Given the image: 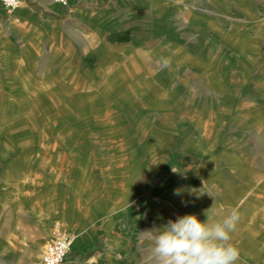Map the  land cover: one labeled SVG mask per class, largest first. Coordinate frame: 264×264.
Wrapping results in <instances>:
<instances>
[{
  "label": "rangeland",
  "instance_id": "374dc122",
  "mask_svg": "<svg viewBox=\"0 0 264 264\" xmlns=\"http://www.w3.org/2000/svg\"><path fill=\"white\" fill-rule=\"evenodd\" d=\"M43 1L49 3V7L59 5L64 8L56 17L62 27L63 49L72 47L74 52L71 59L82 62L73 64L74 71L77 73L78 68L90 71L81 73L88 77L101 66L106 72L89 77L86 81L79 77L73 81L66 74L70 67L60 63L51 68L47 77L37 79L38 72L43 70L44 48L20 47L11 39V34L0 41V87L10 76L18 74L19 80H23L28 84V90L33 91L26 94L22 91L14 94L3 91L6 100L2 102L0 98V264H40L55 225H68L67 220L76 214V206H67L63 210L68 216L67 220L44 219L38 210L37 216H34L33 201L40 203L39 195L47 185L57 183L61 177L80 180L87 190L95 192L112 182L107 180V173L115 167L112 162H125L130 150L142 146L146 141L162 147L163 154L152 161H147V156L139 155L141 163L133 176L135 185L142 187L146 184L147 175L140 171L146 163L156 170L159 162L174 161L175 165L169 166L175 167L180 178L171 181L169 173L156 176L148 198L138 200L136 212L140 219L145 213L147 200L164 186L169 185L167 189L180 186V194L173 195L178 206L168 208L170 216L165 224L179 216L195 214L196 201L200 197H209L211 178L208 169L211 163L202 172L204 179L198 176L192 185L190 182L193 179L188 181L192 169L201 158L184 151L183 143L194 145L200 142L196 134L198 130L203 131L201 141H208L209 138L228 141L227 138L238 135L245 141L244 146L254 159L253 164L260 163L264 169V161L256 160L258 152L264 154V142H258V130L264 135V95L258 96L255 90L257 81L264 76V47H245L244 51L261 61V64L248 63L242 60L241 54H237L243 49L242 45L231 49L221 39L214 36L211 39L203 38L200 33L187 30L174 19L184 10L199 21L211 20L209 23L218 31L225 30L230 26L228 20L233 19L236 33L240 30L241 21L239 11L231 0H213L212 5L206 0H80L82 3L78 6L81 8L72 9V12L67 6L77 0H67V5L53 0ZM170 20H175L174 37L169 41L174 44L173 51L163 45L169 31L159 24ZM153 25L159 30L156 34ZM199 31L204 33L203 28H199ZM4 32L6 30L0 31V35L3 36ZM111 43L118 46L132 43L135 48L126 52ZM156 43V50L145 52L144 48L141 49L146 44L152 46ZM175 43L179 44V49ZM84 48L100 55L87 53ZM37 50L40 51L38 57ZM149 51L151 58L160 53L159 58L152 60L156 63L139 58L143 52L144 56L149 55ZM176 52L182 58L180 63L174 61ZM124 58L126 62L121 65V72L129 69L134 72L137 67L149 78L157 74L170 75L168 81L174 83H164L160 87L152 77L143 83L146 85L137 86L138 91L128 96L129 88L134 85L124 84L130 76L122 75L120 82L124 85L119 86V90L108 87L104 95L94 96L95 88L103 86L112 68L117 65L114 60ZM164 61L169 64L165 66ZM178 72L181 83L177 79ZM165 87L171 90L166 95L162 94ZM255 117L262 121L259 129L249 127L242 130L234 126L238 119L242 125L243 120L251 121ZM214 120L221 121L218 123ZM170 122L168 135L161 128ZM179 132L186 134L180 137ZM173 133L178 138L175 141H171ZM133 140L139 141L140 145L131 142ZM53 154H56L55 158ZM123 174V179H127L128 175ZM193 188L197 189L196 193L191 191ZM199 189L205 192L203 196L198 195ZM4 198L6 201H3ZM72 201L81 203L76 201L75 196ZM36 218L35 226L32 222ZM15 223L18 224L14 227ZM145 230L143 222H140L137 231L145 233ZM153 246L142 256L143 264H156ZM72 256L70 248L65 261Z\"/></svg>",
  "mask_w": 264,
  "mask_h": 264
},
{
  "label": "crops",
  "instance_id": "0c3cea01",
  "mask_svg": "<svg viewBox=\"0 0 264 264\" xmlns=\"http://www.w3.org/2000/svg\"><path fill=\"white\" fill-rule=\"evenodd\" d=\"M79 3H82V1L77 0L76 3L67 7L70 8L71 12L72 9L79 10L81 8L78 6ZM231 3L239 11L238 16H240L241 21L240 30H237L235 33L234 20L229 19L228 23L230 26H227L225 30L218 31L216 29L218 33H222V36H224L218 39L225 42L231 49L242 45V50H236L238 52L237 54H241L240 57L242 60L248 63L261 64L260 59H257L258 57L256 58L252 56L253 54H248L247 51H244V48L253 49L255 47H264V0H231ZM62 9L64 8L59 5L49 7V3H45L43 0H20V5L17 8L6 10L0 1V31L6 30L3 36L0 35V41L6 39L8 37L7 34H11V39L19 43L21 45L20 47L37 46V49L44 48L46 55L43 61V70L38 72L37 79L40 76L47 77L51 68H54L60 63H64V65L70 67L66 74L73 81L77 80V77L86 81L89 77L106 72L101 66L98 69H95V67L92 68L95 71L88 77L82 76L81 73H91L90 71H84L80 68L77 69V73L74 71L73 64H82V62H74L71 59L74 49L68 47L64 50L61 44L62 27L56 16L60 11L62 12ZM69 18L71 20L73 19L70 15ZM198 18H201V16ZM152 33L151 29V36ZM104 41L107 42L105 37ZM111 44L115 48L126 52H131L135 48V45L132 43H123L120 46L114 43ZM176 44V48L179 49V44ZM167 45L173 51L174 44L168 43ZM141 49L145 50V52L149 49L150 51L153 49L156 50L157 43L152 46L146 44ZM84 50L87 53L99 54L92 49L88 50V48H84ZM38 55H40V51L38 52L37 50V57ZM124 59H116L114 61L117 65L112 68L103 86L95 88L94 96L104 95L108 87H112L113 90H119V86L123 83L129 86L146 85V83H143L152 77L153 81H156L159 86L164 83L171 85L174 83L168 81L169 75L163 74V76H160L157 74L149 78L141 73L137 67L134 72L130 70L121 72V65L126 62V59ZM141 60L153 62V57L151 58L148 55V57L142 58ZM153 63L156 62L154 61ZM115 71H117L114 78L116 82L113 85H108L106 82ZM122 75H129L130 77L122 83L120 82ZM18 76V74H13L0 87V98L3 100L2 102L5 100L3 91L11 92V94L19 90L24 94L32 91L28 90V84L23 80H19L20 78ZM177 77L179 80V72ZM180 81L181 79L179 83H181ZM129 89H132V87ZM168 90L170 88L165 87V91ZM255 90L258 96L264 95V76L257 81ZM35 93L36 91L33 94ZM162 94L165 95V92ZM214 121L219 123L221 120ZM242 123L241 125L238 119L235 121L234 126L237 129L240 127L242 130L248 129L249 127H257L259 129L262 121H258V118L255 117V120L253 118L251 121L245 119ZM167 128H169L168 124L161 128L163 133L167 131ZM167 134L169 135L168 131ZM196 134L199 136L198 139H200V142H197V145H192V148L195 149L198 146L204 147L208 152L202 155L190 150H184L201 158L200 162L192 169L188 181L190 182V179H193V182H190V185H192L198 176L204 179L202 172L211 163L208 169L211 182L209 183L210 187L208 189L209 197H200L196 201L199 205L195 204V215L199 213V220L205 221L207 219L205 210L210 209L212 206L218 213L217 218L220 215L227 214L231 208H237L239 210L240 220L235 231L231 233V242L239 250V259L236 264H264L263 166L260 163L253 164L254 159L247 152L248 149L244 146L245 141H242L238 135L227 138L228 141L225 139L220 141L218 140L219 138L217 140L215 138H209L208 141H205L207 139L201 141L204 136L203 131L198 130ZM172 138L171 141L178 139L174 133ZM134 141L138 142V146L140 145L139 141L133 140L131 142L134 143ZM258 142H264V135L259 130ZM208 147L210 148L209 150ZM161 151H163L162 147H157L152 142L146 141L142 146L136 147L132 151L130 150V154L125 162L121 161L117 163L113 161L112 163L115 167L107 173L109 177L107 180H112V182L104 184L103 187H100L95 192H92L93 190H87L85 183L80 180L72 181L60 177L57 183H50L41 192L39 195V204H37V200L33 201L32 208L35 211L34 216H37L36 213L38 210L42 217L47 220L54 218L67 220L68 216H66L67 214L63 210L67 206H70V208L77 207L76 214L69 219L70 221L67 220L68 225L61 227L67 233L75 236L71 247L73 256L68 257L66 261L64 260L65 264H143L142 256L153 245V234L151 231L154 229H162L166 225V219L170 216L168 208L178 206V202L176 203L173 195L176 190L180 189V186L167 189L169 187L168 185V187L164 186L157 194H153L147 200L145 213L141 219L137 216L136 206H139L138 200L148 198L157 178L156 176L161 177L163 173H169L171 181H176L180 178L177 175L175 167L169 166L170 164L175 165L174 161H161L157 164L156 170L149 163H146V166L143 169L141 168L140 171L143 170L146 173L147 182L142 187L138 184L135 185L133 176H135L141 163V160L138 158L139 155H144L143 157L147 156V161H152L151 159L154 157L163 154ZM55 155L53 154L54 158ZM260 159L264 161V154L258 152L256 160ZM79 172H81V169H79ZM123 173L128 175L125 180L123 179ZM56 174L53 173V175ZM116 176L117 178L114 179ZM207 179L208 176L205 177V180ZM37 182L36 180V186ZM73 196H75L76 201H80L81 203L75 204L72 201ZM3 201H6V198ZM140 222H143V228L146 229L145 233H139L137 231ZM16 224L18 223L13 224V226ZM32 224L37 225V218L34 219ZM8 225L10 229V224L8 223Z\"/></svg>",
  "mask_w": 264,
  "mask_h": 264
},
{
  "label": "clouds",
  "instance_id": "9594fccd",
  "mask_svg": "<svg viewBox=\"0 0 264 264\" xmlns=\"http://www.w3.org/2000/svg\"><path fill=\"white\" fill-rule=\"evenodd\" d=\"M191 191L196 193L197 189ZM204 193L199 189L198 195ZM174 194L179 195L180 190ZM205 215V221L195 214L179 216L162 229L151 231L156 264H236L239 250L231 242V233L240 220L239 210L231 208L217 218L212 206Z\"/></svg>",
  "mask_w": 264,
  "mask_h": 264
},
{
  "label": "bare ground",
  "instance_id": "6f19581e",
  "mask_svg": "<svg viewBox=\"0 0 264 264\" xmlns=\"http://www.w3.org/2000/svg\"><path fill=\"white\" fill-rule=\"evenodd\" d=\"M205 1V0H204ZM206 1H208L207 3H209L210 5H212V2H213V0H206ZM205 1V2H206ZM177 2V1H176ZM179 2H181V1H179ZM226 2V1H225ZM181 4V3H180ZM228 4V3H227ZM157 6V5H156ZM162 5H160V7H161ZM155 7V6H154ZM220 7V6H219ZM222 9H223V7H222ZM77 10V9H76ZM175 11V10H174ZM155 13H157V12H155ZM226 13V12H225ZM156 15V14H155ZM157 15H158V13H157ZM179 15V14H178ZM160 16V15H159ZM165 16V15H164ZM168 17V16H167ZM156 18H158V17H156ZM155 18V19H156ZM161 18V17H160ZM165 18V17H164ZM176 21H178V23H180V24H182L184 27H186L187 28V30H189V31H191V32H193V33H200L199 35L200 36H202L203 35V38H205V37H209V39H211V38H213V36L214 37H216L217 39L218 38H223L224 36H222L223 34L222 33H218L217 32V30H215V28H214V26L212 25V24H210L209 23V21H207V20H205V19H202V20H198L197 19V17L196 16H194V15H190V14H187V13H185V11L183 10V12H181V14L179 15V16H175V18H174ZM158 20V19H157ZM156 20V21H157ZM175 20H170V21H167V22H163V23H160L159 22V24H163V26H165L167 29L166 30H168L169 32H167V33H169L168 35H167V40H165L164 41V43L165 44H163L164 46H165V48L168 50H170V51H172L169 47H168V43H170L169 41L174 37V35H173V33H172V31H173V29H174V27H175ZM156 25H153V28H154V32H155V34H156V32L157 31H159V30H157L156 28ZM199 28H203V30H204V33H202L201 31H199ZM153 30V29H152ZM161 32H163V31H161ZM99 33V32H98ZM103 33V32H102ZM202 33V34H201ZM154 36V35H153ZM155 38V37H154ZM199 38H201V37H199ZM100 39V38H99ZM95 41V40H94ZM98 43V45H99V42H97ZM94 44V43H93ZM86 45V44H85ZM158 45V44H157ZM93 46V45H92ZM110 46H112V45H110ZM89 47V46H88ZM99 47V46H98ZM113 47V46H112ZM93 48H95V47H93ZM96 48H97V46H96ZM115 49V48H114ZM97 50V49H96ZM100 50V49H99ZM99 52V51H98ZM165 52V51H164ZM148 54L150 53V51L149 52H147ZM114 54V53H113ZM121 54V53H120ZM158 53H156L155 54V58H159V56H160V53H159V55H157ZM171 54H173L172 52H171ZM104 55V54H103ZM121 56V55H120ZM149 56H151L150 54H149ZM109 57H112V56H109ZM126 57V56H125ZM145 57H148V55L146 54V56H142V57H140L141 59L142 58H145ZM153 57V58H154ZM113 58V57H112ZM119 58V57H118ZM165 58V57H164ZM163 59V58H162ZM179 59V60H178ZM182 58L180 57V54L179 53H175L174 54V61H177V63L179 62H181L182 60H181ZM115 61V60H114ZM130 61V60H129ZM158 61H159V59H158ZM164 64H165V66H167L168 64H169V62L168 61H164L163 62ZM159 65V64H158ZM160 65H162V64H160ZM159 65V66H160ZM179 65V64H178ZM163 66V65H162ZM134 67H136V66H134ZM130 70V69H129ZM131 70H132V68H131ZM133 70H135V69H133ZM115 73L116 72H113L112 73V75H110V77H109V79H108V81L106 82L108 85H113L116 81H115ZM170 76V75H169ZM175 79V78H174ZM171 81V80H170ZM178 81V80H177ZM107 85V86H108ZM22 88V87H21ZM20 91V90H19ZM136 91H138V89H137V86L135 85V86H133L132 87V89L131 90H129V92H128V96H132V94H134ZM170 91L171 90H168V91H165V95L167 94V93H170ZM6 94V93H5ZM169 97V96H168ZM22 98H24V97H22ZM6 100V99H5ZM7 102V101H6ZM168 125H171V122L168 124ZM179 134H180V137L182 136V135H185L186 133H184V132H179ZM189 137H190V135H189ZM197 142V141H196ZM193 144V143H192ZM196 144V143H195ZM197 145V144H196ZM183 149L184 150H190V151H193L194 153H197V154H202V155H204L206 152H208L207 150H205L204 149V147H199L198 146V148H192V145L191 144H185V143H183ZM210 148L208 147V150H209ZM205 150V151H204ZM76 152V151H75ZM208 156V155H207ZM205 157V156H204ZM211 158V157H210ZM205 160H206V158H205ZM199 172V171H198ZM246 192V191H245ZM73 237H74V235H72ZM50 240V239H49ZM48 240V241H49ZM47 241V242H48Z\"/></svg>",
  "mask_w": 264,
  "mask_h": 264
},
{
  "label": "built area",
  "instance_id": "2783aa9c",
  "mask_svg": "<svg viewBox=\"0 0 264 264\" xmlns=\"http://www.w3.org/2000/svg\"><path fill=\"white\" fill-rule=\"evenodd\" d=\"M6 10H13L20 5V0H0ZM56 3L67 5V0H53ZM74 237L64 231L58 224L55 225L52 237L46 243L40 264H64Z\"/></svg>",
  "mask_w": 264,
  "mask_h": 264
}]
</instances>
